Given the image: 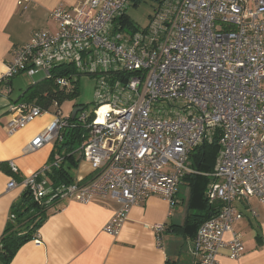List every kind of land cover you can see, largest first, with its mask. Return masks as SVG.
Wrapping results in <instances>:
<instances>
[{
  "label": "built area",
  "instance_id": "1",
  "mask_svg": "<svg viewBox=\"0 0 264 264\" xmlns=\"http://www.w3.org/2000/svg\"><path fill=\"white\" fill-rule=\"evenodd\" d=\"M131 5H58L48 14L54 30H36L26 44L13 47L1 81L40 75L35 84L70 90L80 76L95 80L89 117L84 107L73 119L65 117L57 100L8 106L9 135L52 115L27 152L63 141L74 125L83 127L87 137L79 157L92 167L87 181L49 186L46 173L63 160L55 154L19 186L46 203L68 198L86 204L110 195L119 210L103 232L116 237L130 209L148 197L159 196L172 208L182 179L200 174L190 155L217 136L213 172L204 175L213 178L205 197L219 203V211L197 228L188 253L191 264H220L224 250L238 260L244 247L234 228L243 218L237 205L249 199L264 204V0H162L142 30L126 26ZM8 168L10 190L17 187L18 169L12 161ZM14 220L9 214L8 221ZM150 229L161 248L164 224Z\"/></svg>",
  "mask_w": 264,
  "mask_h": 264
},
{
  "label": "crops",
  "instance_id": "2",
  "mask_svg": "<svg viewBox=\"0 0 264 264\" xmlns=\"http://www.w3.org/2000/svg\"><path fill=\"white\" fill-rule=\"evenodd\" d=\"M78 1L0 0V238L10 208L24 190L19 186L20 181L47 165L54 148L50 143L37 151H26L31 140L45 130L52 115L44 114L14 134L7 133L8 106L36 101L23 98L30 86L21 90L17 98H12L13 79L24 75L5 81L1 78L12 58L13 47L26 44L36 30H54V24L48 19L49 12L58 5L70 9ZM10 161L18 169L14 175L17 187L7 190L13 178L8 168ZM72 170L76 171L75 181H87L92 176V167L84 161L78 162ZM208 178L211 180L207 182L211 183L213 178ZM192 184L191 179H182L172 208L159 196H150L143 204L132 207L116 237L103 232V227L119 210V204L110 195L97 196L86 204L68 198L55 199L49 207L48 218L37 229L39 240L26 242L10 264H191L188 245L192 231L182 230L189 213ZM198 193L199 188L194 183V196ZM237 208L243 218L234 228L241 234L244 252L238 260H230L224 250L219 262L264 264V204L249 199L248 205L238 204ZM196 211L192 209L191 213ZM156 224L165 226L161 248L157 246L155 232L150 229Z\"/></svg>",
  "mask_w": 264,
  "mask_h": 264
},
{
  "label": "trees",
  "instance_id": "3",
  "mask_svg": "<svg viewBox=\"0 0 264 264\" xmlns=\"http://www.w3.org/2000/svg\"><path fill=\"white\" fill-rule=\"evenodd\" d=\"M133 1L136 0H131V3ZM126 26H132L128 19ZM77 87L67 90L59 88L53 82L33 83L28 91L23 94V98L25 97L29 102L36 101L37 104L43 106H49L54 100L62 104L78 94ZM78 106L75 105L74 109ZM86 137V130L80 125H74V127L64 132L63 141L54 143V148L47 164L51 163L55 154H60L63 160L57 168H51L46 173L45 179L49 186L57 187L58 185H67L75 181L69 171L80 162L79 150ZM217 152L218 137L215 136L211 144L203 143L190 155L192 167L200 174L186 176L193 181V184L189 201V213L182 231H192V237L203 222L216 215L219 211V203L209 204L205 197L207 186L210 183L207 181L211 179L204 175L212 173ZM194 183H197V188H199L197 197L194 196ZM46 200L36 201L31 196L30 191L24 189L20 199L12 204L9 214H13L15 220L13 222L7 220V225L0 238V264H10L18 250L26 242L33 240L37 229L49 216V207L56 201L54 199L46 203ZM192 209L197 211L191 213Z\"/></svg>",
  "mask_w": 264,
  "mask_h": 264
},
{
  "label": "rangeland",
  "instance_id": "4",
  "mask_svg": "<svg viewBox=\"0 0 264 264\" xmlns=\"http://www.w3.org/2000/svg\"><path fill=\"white\" fill-rule=\"evenodd\" d=\"M162 0H136L132 2V5L127 9L126 15L132 26L136 30H142L149 24L151 16L154 14L156 8ZM41 76H35L29 78L26 76L16 77L13 79L14 82V93L12 98H17L21 90H25L28 86L32 85L33 82L40 79ZM95 80L93 77L80 76L78 79V94L60 105L63 115L69 116L74 109L75 105L78 107H84V112L89 117L94 108V85ZM53 108L50 112H53ZM78 114H81L78 112ZM51 116V113L48 114ZM214 168V167H213ZM70 175L75 176L76 171L70 170Z\"/></svg>",
  "mask_w": 264,
  "mask_h": 264
},
{
  "label": "water",
  "instance_id": "5",
  "mask_svg": "<svg viewBox=\"0 0 264 264\" xmlns=\"http://www.w3.org/2000/svg\"><path fill=\"white\" fill-rule=\"evenodd\" d=\"M127 32V31H126ZM128 33V32H127ZM82 110V107H77L75 109H73V111L71 112V119L74 118L75 114L78 112V111H81Z\"/></svg>",
  "mask_w": 264,
  "mask_h": 264
}]
</instances>
